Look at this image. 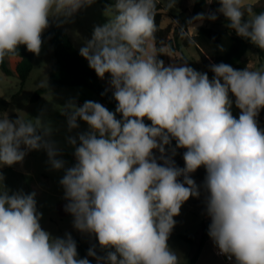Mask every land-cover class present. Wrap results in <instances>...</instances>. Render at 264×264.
Wrapping results in <instances>:
<instances>
[{
	"label": "clouds",
	"instance_id": "9594fccd",
	"mask_svg": "<svg viewBox=\"0 0 264 264\" xmlns=\"http://www.w3.org/2000/svg\"><path fill=\"white\" fill-rule=\"evenodd\" d=\"M94 2L0 0V63L22 45L39 56L50 18L67 22ZM206 2L220 7L196 14L187 21L191 28L222 14L229 29L264 51V11L254 10L256 0ZM175 4L170 0L169 7ZM108 8L112 18L94 26L79 54L100 79L110 75L115 112L91 100L62 107L69 132L79 121L88 126L67 137L76 161L67 168L42 117L0 118V167L44 150L51 169L64 171L59 184L73 227L108 250L100 257L95 245L88 249L97 264H180L168 244L174 217L201 188L208 236L219 253L235 264H264V129L257 120L264 110V70L212 64L210 80L187 62L166 66L149 43L156 0H115ZM177 149H185L183 168L174 160ZM201 167L206 176L198 186L191 174ZM35 197L11 192L0 173V264H90L78 258L71 234L53 237L42 229Z\"/></svg>",
	"mask_w": 264,
	"mask_h": 264
},
{
	"label": "rangeland",
	"instance_id": "374dc122",
	"mask_svg": "<svg viewBox=\"0 0 264 264\" xmlns=\"http://www.w3.org/2000/svg\"><path fill=\"white\" fill-rule=\"evenodd\" d=\"M156 2L162 3L165 13L178 14L183 10L190 11L195 0H176L175 7L171 8L169 7L170 0H156ZM262 6H264V0H256L255 7ZM108 7L109 6L91 5L82 8L67 22H64L62 18H50L49 27L44 33L50 27L62 23L64 24L63 27L68 30L75 27V29L80 32L77 42L81 48L84 46V41L91 38L94 26L103 25L108 19L112 18L113 9ZM214 11L215 9H211L206 2V6L200 13L207 14ZM165 19L166 20L163 24L170 20L168 15ZM202 26L213 30L224 29L219 14L218 19L215 21L205 19ZM78 31H76V33H78ZM197 31L189 27L188 34L194 36ZM151 49L155 51L154 47H151ZM164 50L166 51L164 55V64L166 66L179 63L177 60L180 57H183L184 61L181 62H187L188 66L201 73H205L202 68V62L194 46L181 49L180 52L174 55L170 52L168 53L166 47ZM242 59L246 63V68H249L250 70H264V61L259 59L257 53L252 47L247 50ZM15 60L16 59L9 58L7 61L8 68L13 70L12 74L5 75L0 69V97L9 102L8 109L0 114V118L17 115L27 121L32 118L42 117V119L46 123H49L53 129L51 139L55 141L57 146L61 149V155L58 158L63 159L66 162V168L73 166L76 163L73 154L74 148L67 143V137L76 136L78 133L88 131V126L85 122L79 121V128L69 132L67 129L66 117L62 115V107L70 100H74L78 106L82 105L85 101L91 100L101 103L110 111H113V109L106 103L101 102L90 90L82 87H63L60 89H53L41 95L38 101L30 102V97L37 88L48 86V69L54 62V57L51 45L46 40H44L40 55H35L33 70L20 92L19 79L14 72ZM109 80L110 77L105 75V78L100 79V82L105 89L112 92L108 83ZM231 111L236 118L239 117L240 110L234 105L232 106ZM172 147H175L174 140L172 141ZM184 151L185 149H177V154L174 157L175 161L181 160L183 165ZM156 155L158 156L159 153H156ZM0 173H3L4 185L11 192L22 191L25 194L36 192L35 199L37 201V210L42 213V218L40 220L41 227L45 231L51 233L53 237H64L66 233L71 234L73 239L94 237L76 230L73 227V217L71 214L62 218L57 216L54 206L65 200L63 198L64 189L59 184L60 179L64 175V171L51 169L48 164L47 154L44 150H33L28 152L22 164L18 163L11 167H0ZM205 176L206 170L203 167L191 174V178L195 180L198 186L203 184ZM204 196L205 193L201 188V196L199 198L191 197L182 205L180 215L174 217L176 224L169 237L168 244L171 249L177 252V255L180 258V264H187L190 257L196 251L200 241V225L208 219V216L205 213ZM180 235L190 237L192 243H186L180 238ZM211 247L214 248L213 241H211ZM107 251L108 250H103L101 248L96 249L97 256L100 257L105 256ZM215 255L216 257H210L208 253L206 254L205 252L196 264H223L221 259L223 261L227 259L225 255ZM89 261L90 264H97V260L94 257H90ZM228 262H230V260ZM232 263L234 264V258Z\"/></svg>",
	"mask_w": 264,
	"mask_h": 264
},
{
	"label": "trees",
	"instance_id": "16d2710c",
	"mask_svg": "<svg viewBox=\"0 0 264 264\" xmlns=\"http://www.w3.org/2000/svg\"><path fill=\"white\" fill-rule=\"evenodd\" d=\"M112 4H115V0H95L92 5L111 6ZM208 5L211 9L215 10L220 7L217 2ZM205 6L206 0H195L190 11L183 10L178 14L171 15L165 13L160 4L156 5V31L154 33L153 41L155 45V53L159 56V59L163 61L165 60V47L172 55H174L180 52L181 49L194 46L202 62V68L204 72L208 74L210 80L214 76V73L210 71V65L212 64L226 63L236 69L246 68V63L242 58L250 47L255 50L259 59L264 61V51L251 44L248 40L237 36L234 30L229 29L226 26L227 21L222 14L219 15L221 23L224 25V29L213 30L207 27H200L194 36H190L188 34V28L190 25L187 21L200 13ZM254 10L259 13L264 11V6L255 7ZM167 15L170 18V24L165 28H161V23ZM42 39L43 41L46 40L51 45L54 62L51 64L48 73V86L37 88L30 97V102L38 101L41 95L53 89H60L63 87H82L94 93L101 102L109 105L115 112L117 102L114 100L112 92L109 90L105 92L106 89L101 84L99 77L96 75L95 71L89 67L86 59L79 54V51L74 47L65 31L58 26L51 27L42 34ZM7 57L19 58L14 65V72L19 79L20 92L33 69L34 54L28 52L26 46L22 45L19 47L16 55L6 56L4 61L0 63V69L5 75H10L13 71L7 66ZM177 61H184V58L180 57ZM107 76L110 77L109 74H107ZM102 93L105 94L102 95ZM233 105L235 106L234 103ZM8 107L9 102L0 97V114L5 112ZM8 117L10 119H16L18 116L10 115ZM120 118V114H117V119ZM257 120L259 127L264 129V110H261ZM145 123L150 124L151 122L145 119ZM175 163L178 167H184L181 160H177ZM65 204L66 201L64 200L54 206V210L59 218L69 215V213L64 211ZM210 222L211 220L208 217L206 222L201 223L199 244L187 264H196L202 247L211 239L208 236V226ZM180 238L186 243H192V239L188 236L180 235ZM74 240L77 244L78 258L89 259L90 256H87V252L93 245H95L96 249L100 248L95 237H83Z\"/></svg>",
	"mask_w": 264,
	"mask_h": 264
},
{
	"label": "crops",
	"instance_id": "0c3cea01",
	"mask_svg": "<svg viewBox=\"0 0 264 264\" xmlns=\"http://www.w3.org/2000/svg\"><path fill=\"white\" fill-rule=\"evenodd\" d=\"M158 4H160L162 7H163V5H162V3L161 2H156V5H158ZM98 6H110V5H98ZM164 8V7H163ZM168 14V13H167ZM171 15H174V14H171ZM166 17V16H165ZM165 17H164V19H163V21H162V23H161V28H165L166 26H168L169 24H170V20H169V22H165L164 24H163V22L166 20L165 19ZM59 28H61L63 31H65V33L68 35V37H69V39L71 40V42H72V44L74 45V47L79 51L80 50V47H79V43L77 42V40L79 39V34H80V32L77 30V29H75V27H73V28H70L69 30L67 29V28H65V27H63L64 26V24L62 23V24H59V25H57ZM191 27V26H190ZM200 27H203L202 26V24H200V25H197V29H199ZM51 28V27H50ZM49 28V29H50ZM189 29V28H188ZM76 31H78V33H76ZM150 43V45H151V47H154V49H155V45H154V41H153V39L149 42ZM189 48V47H188ZM186 49V48H185ZM167 52L169 53V51L167 50ZM165 53H166V51L164 50V55H165ZM9 58L10 59H16L15 60V63L19 60V58H17V57H7L6 58V63H7V61L9 60ZM34 58H35V55H34ZM87 61V60H86ZM177 62H179V61H177ZM33 67H34V59H33ZM33 70V69H32ZM49 70H50V68L48 69V73H49ZM13 71V70H12ZM30 74H31V72H30ZM30 74H29V76H30ZM107 75V74H106ZM29 76H28V78H29ZM27 78V79H28ZM211 241L212 240H208L207 241V244L205 243L204 244V246L202 247V249H201V252H200V255H199V258H198V260L200 259V258H202V256H203V253H205L206 252V254L208 253V255L210 256V257H216V255L215 254H217L216 253V251H215V249L213 248V247H211ZM207 245V246H206ZM221 256V255H220ZM197 260V261H198ZM229 261V259L227 258V259H225L224 261L221 259V262L223 263V264H233L232 263V261H233V259L232 260H230V262H228ZM197 263V262H196Z\"/></svg>",
	"mask_w": 264,
	"mask_h": 264
},
{
	"label": "built area",
	"instance_id": "2783aa9c",
	"mask_svg": "<svg viewBox=\"0 0 264 264\" xmlns=\"http://www.w3.org/2000/svg\"><path fill=\"white\" fill-rule=\"evenodd\" d=\"M214 249H215V251H216L217 254L221 255V254L219 253L218 248L215 246V244H214Z\"/></svg>",
	"mask_w": 264,
	"mask_h": 264
}]
</instances>
